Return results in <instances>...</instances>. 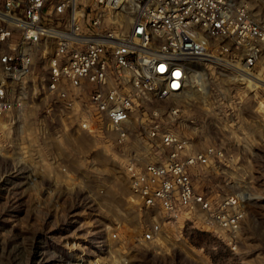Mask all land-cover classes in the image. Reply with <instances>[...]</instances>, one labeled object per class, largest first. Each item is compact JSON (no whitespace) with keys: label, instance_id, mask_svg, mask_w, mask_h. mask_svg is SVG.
Returning a JSON list of instances; mask_svg holds the SVG:
<instances>
[{"label":"rangeland","instance_id":"obj_1","mask_svg":"<svg viewBox=\"0 0 264 264\" xmlns=\"http://www.w3.org/2000/svg\"><path fill=\"white\" fill-rule=\"evenodd\" d=\"M246 1L264 23V0ZM42 62L36 57L34 72L11 88L22 98L18 120L0 119V264H264V81L250 88L233 67L201 60L191 66L202 72L189 71L183 93L149 102L116 143L99 127L90 134L62 120L58 102L34 95ZM173 105L180 106L175 118L168 116ZM151 107L194 148L223 149V160L194 166L192 177L216 207L226 195L243 196L246 214L232 242L228 231L202 223L199 210L167 222L159 207L130 199L123 163L134 153L148 159ZM153 221H161L160 236L142 242Z\"/></svg>","mask_w":264,"mask_h":264},{"label":"built area","instance_id":"obj_2","mask_svg":"<svg viewBox=\"0 0 264 264\" xmlns=\"http://www.w3.org/2000/svg\"><path fill=\"white\" fill-rule=\"evenodd\" d=\"M36 57L43 61L36 97L58 102L60 118L70 117L78 129L101 128L124 143L133 117L155 99L183 93L189 71L197 73L191 65L201 60L230 63L250 88L264 81V65L257 69L264 23L246 0H0V119L18 120L22 98L11 88L34 72ZM161 113L148 110V159L134 153L123 163L130 199L159 207L167 222L199 210L202 223L228 231L232 242L246 214L243 196L226 195L216 207L195 191L192 177L194 166L223 160V149L194 148ZM179 113V105L168 108V116ZM260 128L264 138V104ZM161 228V221L151 222L140 240L158 239ZM110 235L117 238L118 231Z\"/></svg>","mask_w":264,"mask_h":264},{"label":"bare ground","instance_id":"obj_3","mask_svg":"<svg viewBox=\"0 0 264 264\" xmlns=\"http://www.w3.org/2000/svg\"><path fill=\"white\" fill-rule=\"evenodd\" d=\"M210 60H216V61H220L221 63H223V64H225V65H228V66H231L232 67V65L230 64V63H228V62H226V61H224V60H218V59H215V58H210ZM197 70V73H196V76H198L202 71H200V70H198V69H196ZM260 80H263V79H260ZM261 82H263V81H261ZM257 84H259L258 82H257ZM254 85H256V83H254ZM198 90H202L201 88H197Z\"/></svg>","mask_w":264,"mask_h":264}]
</instances>
